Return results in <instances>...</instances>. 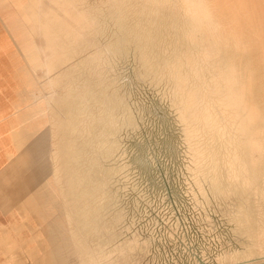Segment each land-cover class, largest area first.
<instances>
[{"label": "rangeland", "instance_id": "374dc122", "mask_svg": "<svg viewBox=\"0 0 264 264\" xmlns=\"http://www.w3.org/2000/svg\"><path fill=\"white\" fill-rule=\"evenodd\" d=\"M229 1L5 9L16 20L14 34L0 24L2 54L19 103H5L2 130L25 111L46 142L62 264H264V1ZM13 138L0 140L4 165L31 161L32 143ZM4 187L10 228L21 219L4 247L32 264L35 242L24 243L39 227ZM7 253L0 264H15Z\"/></svg>", "mask_w": 264, "mask_h": 264}, {"label": "bare ground", "instance_id": "6f19581e", "mask_svg": "<svg viewBox=\"0 0 264 264\" xmlns=\"http://www.w3.org/2000/svg\"><path fill=\"white\" fill-rule=\"evenodd\" d=\"M15 1L16 0H0V24H2V26L5 27L7 30L10 29V31L13 30V27H14L13 23L16 20V18H14L13 16L5 15L4 13H5V9L9 6V4L10 5L14 4ZM221 5H222V3H221ZM187 7H189V5ZM252 7H253V5H252ZM246 11L247 10L245 9V12ZM249 11H252V9L251 10L249 9ZM255 12H256V10H255ZM251 13H253V11ZM249 15H250L249 19H251V18L253 19V16H251V14H249ZM236 16L238 17V15H236ZM244 18H246V17H244ZM240 19H241V17H240ZM1 20H2V22H1ZM235 23H236V21H235ZM12 33H13V31H12ZM5 40H7V39L2 35V37H0V85H4L7 83V84H9V87H8V89H6L5 94H3L2 97H0V100H2L3 102H9V104L11 105V104L19 103V100H18L19 90L17 91V89H19V88L17 86L18 83H16V81L14 80L15 75L13 73L10 74L8 72L10 68L7 66V64L5 62L6 58H8V56L5 55V50H4V55L2 54L1 45H2V43H5ZM14 89H15V94H13ZM10 109L12 111L14 110V108H9L7 110H10ZM250 111H253L252 112L253 114L251 113V115H255L254 110H250ZM14 113L15 112H13L11 122L10 123L8 122V126L10 128L8 127L7 130L4 129V131H3L2 126L0 127V140H2L3 135H6L7 133L9 134V129H10V133H11V135L13 134V136H14L13 139H15V142L17 139V141H19V145L21 143V148L26 143H28V144H26L27 145L26 147H28L32 143L31 144L32 145L31 150L32 151L34 150L35 157L32 158L31 161L28 160V158H26V154L29 152H27L26 154H21V155L17 156L16 160H15V158H11V156L9 155L10 157L9 156L8 157L11 158V160L8 158L9 164L5 163V164H7V166H5L4 161L2 159H0V169H1V172H0V189H3V187L5 185L4 190H6V191L10 190V195H12V196H13V194H15V197H14L15 203H16V196L17 195H18V197L20 196V198L17 201L18 202L17 206L19 208L18 214L19 215L21 214L20 210L23 211L27 217L26 219L29 222H31V224L36 225L33 228V231L37 230V228L39 227V233L31 231L32 233H34V234L36 233V234L34 235V237H31V239L27 238L28 239L27 242L24 243V245L25 244L29 245V244H32V241L35 242L33 249L29 248V246H26L28 258L31 259L32 264H62V262H64L66 260L65 257H68L67 251L65 252V250H64L67 248V246H66L67 242H66L65 234H63L64 232L62 231L61 221L59 218V215H60L59 209L58 210L55 209V212L52 209L53 203H54L55 207H58V205L55 204V196L52 194V191H50L51 193L49 194L47 190L45 192H42V193H40V190L38 191L37 189H36L37 193H36V191L32 190L33 186L39 185L40 183L48 186L47 185L48 179L45 178V175H44V173L46 172L45 162H44V158H45L46 153H47L46 146H45L46 142H45V140L39 141V138L37 137V131L38 130L35 127L36 125L34 126L32 123L28 122L29 113H27L25 111L22 115L14 114ZM35 115L37 116V114H35ZM30 120L32 122V118ZM38 129H40V127H38ZM33 137H35V138L32 140ZM23 148H25V147H23ZM21 151H23V150H21ZM25 152H26V150L24 151V153ZM49 157H48V159H50ZM7 173L11 175V180L9 179L10 181H8V182L6 180V176H7L6 174ZM40 188L41 187H39V189ZM6 196L8 197V193L4 192V197H6ZM12 196H11V198H12ZM2 204H3V206L5 205L4 203H2ZM35 220H37L39 222H35ZM29 227H31V226H29ZM28 230H30V228ZM22 231L18 234V239H19V236H21V234H23ZM14 233H15V228H10V226L9 227L4 226L3 228L0 229V259H1L2 255L6 254L8 252V253L12 254L11 260L13 258L15 259V264L25 263L28 260H27V257H25V256H24L25 258L21 257L24 254L21 255L20 257L14 256L15 254H19L18 250L16 251V249H14L15 251L14 250L11 251L10 249H8L9 246L6 247L8 250L4 247L3 242H5V244H6L7 238H9L10 236L12 237ZM2 234L4 236H2ZM25 239L26 238L23 236V238L19 239V241L23 242ZM75 239H77V238H75ZM17 246H19V243ZM9 250H10V252H9ZM21 253H23V252H21ZM5 264H10V263H9V261H6Z\"/></svg>", "mask_w": 264, "mask_h": 264}, {"label": "crops", "instance_id": "0c3cea01", "mask_svg": "<svg viewBox=\"0 0 264 264\" xmlns=\"http://www.w3.org/2000/svg\"><path fill=\"white\" fill-rule=\"evenodd\" d=\"M7 88H6V86L4 87L3 85H0V97H1V95L3 94V92L6 90ZM5 103L6 102H3L2 100H0V127L1 126H3L4 125V123H3V121H4V109H5ZM8 103V106L9 107H6V108H16L15 106L17 105V104H9V102H7ZM27 106H29V105H27ZM25 108H27L26 106L24 107V106H22L21 107V109H25ZM0 172H1V169H0ZM7 176H6V180H7V182L8 181H10L11 180V175L10 174H6ZM10 179V180H9ZM39 187H41L40 189H39ZM50 187L49 186H46V185H43V184H39V185H35V186H33L32 187V190H34V191H36V189L39 191L40 190V193H42V192H45L46 191V189H49ZM36 193H37V191H36ZM3 197H4V193H3V191H1L0 192V229L1 228H3L4 226H8L9 227V225H10V221H9V217H8V214L6 213V211H5V209H4V206H3V204H2V201H3ZM16 218V219H15ZM15 218H14V221H15V226H14V228H18V226H19V221L21 220L20 219V217H16L15 216ZM15 232H16V230H15ZM17 233H18V230H17ZM16 234V233H15ZM2 236H4L3 234H2Z\"/></svg>", "mask_w": 264, "mask_h": 264}]
</instances>
